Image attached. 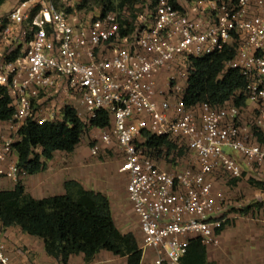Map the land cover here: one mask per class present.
Listing matches in <instances>:
<instances>
[{
    "label": "built area",
    "instance_id": "obj_1",
    "mask_svg": "<svg viewBox=\"0 0 264 264\" xmlns=\"http://www.w3.org/2000/svg\"><path fill=\"white\" fill-rule=\"evenodd\" d=\"M14 1L0 17V86L15 111L0 121V179L27 176L14 149L26 122H60L71 108L90 125L106 112L111 125L102 139L117 142L142 253L150 252L152 264H181L192 239L217 244L228 218L215 179L244 175L229 151L264 173V0L150 1L130 20L131 33H124L115 13L65 14L60 0ZM231 49L235 54L226 69L247 80V107H187L194 59ZM249 107L250 128L241 124ZM144 133L173 141L175 153L194 156L193 165L164 169ZM9 248L0 238V264H12Z\"/></svg>",
    "mask_w": 264,
    "mask_h": 264
},
{
    "label": "trees",
    "instance_id": "obj_2",
    "mask_svg": "<svg viewBox=\"0 0 264 264\" xmlns=\"http://www.w3.org/2000/svg\"><path fill=\"white\" fill-rule=\"evenodd\" d=\"M151 1V5L149 2ZM155 0H82L81 3H67L61 0L59 8L65 14L84 11L93 16L115 13L120 17L124 33L134 30L130 20H136L146 5L153 6ZM3 3L1 2L0 5ZM231 49L222 54L194 59L193 71L188 80L184 102L191 108L197 104L209 103L223 106L234 103L239 108L247 107L245 89L247 80L235 69H226V64L234 57ZM11 98L6 87L0 86V121H8L14 116ZM110 115L101 112L85 124L74 109L65 110L63 121L48 122L39 125L28 121L23 126V140L14 149L18 165L27 174L44 172L48 162L57 151L72 153L80 145L84 134L90 127L106 129L111 125ZM258 135L260 142H263ZM145 145L152 150V157L172 154L176 145L164 137L144 133ZM38 150H41L39 153ZM180 155L184 154L180 151ZM262 187L261 182L251 181ZM66 193L44 199H34L26 193L21 181L13 190L0 191V221L4 228L19 226L24 233L40 237L45 251L60 264H68L72 255L83 254L86 263H91L102 250L117 257H125L127 264H141L142 249L132 233H122L117 228L109 199L102 193L88 191L76 182L65 183ZM252 209L264 213V202L241 210L242 216H248ZM229 224V222H228ZM225 229H218L217 235ZM181 264H215L207 258L206 244L199 238L190 241Z\"/></svg>",
    "mask_w": 264,
    "mask_h": 264
},
{
    "label": "crops",
    "instance_id": "obj_3",
    "mask_svg": "<svg viewBox=\"0 0 264 264\" xmlns=\"http://www.w3.org/2000/svg\"><path fill=\"white\" fill-rule=\"evenodd\" d=\"M162 79L159 83L160 87L163 85ZM58 152L61 151L54 153L53 159L48 162L46 171L34 175L27 174L21 180L26 193L37 200L61 196L66 193L65 183L69 181L80 183L88 191L102 193L110 201L117 228L124 234H134L139 247L142 248L139 220L134 214L132 203L127 194L128 176L119 170L121 166L120 153L119 160L113 156L109 161L98 163L95 159H88V154L83 150L79 151L78 147L74 152L67 153L68 155H58ZM229 153L241 164L244 174L247 172L257 173L251 170L240 154L232 151ZM118 180L122 182L118 183ZM230 181L238 180L230 179ZM17 183L9 179H0V191L13 190ZM125 199L130 204V215L138 222L136 226H128L124 217H120L122 203ZM228 222L229 220L225 223V229L221 234L217 235L218 243L206 244L209 262L215 264H264V215L262 212L259 219L241 217L236 219L231 226H228ZM0 238L4 239L10 247L8 255L12 264H60L58 260L46 253L44 242L40 237L24 233L19 226L4 228L0 221ZM68 264H127V259L102 250L91 263H86L85 256L79 254L72 255ZM141 264H152L150 252L142 253Z\"/></svg>",
    "mask_w": 264,
    "mask_h": 264
},
{
    "label": "rangeland",
    "instance_id": "obj_4",
    "mask_svg": "<svg viewBox=\"0 0 264 264\" xmlns=\"http://www.w3.org/2000/svg\"><path fill=\"white\" fill-rule=\"evenodd\" d=\"M82 0H67V3H81ZM61 3V0H60ZM59 3V4H60ZM6 4L4 7H2ZM0 7V17L5 15L14 5V0H6ZM252 107L246 109L242 114V126H248L250 128ZM0 125V129H1ZM251 130V129H250ZM1 131V130H0ZM4 132V128H2ZM106 131V130H105ZM104 130L90 127L84 134L80 145L78 146L79 151H85L89 157L88 159H95L98 163L109 161L116 156L119 160V148L115 139L112 140L111 144H105L103 142ZM96 148V155L92 153L93 149ZM39 150L38 152H40ZM231 152V151H230ZM58 155H68L66 152H58ZM156 159L158 164L168 171H172L175 168H185L189 165H193L194 156L191 153H184L182 155L178 153L167 154L164 153ZM116 159V160H117ZM116 163V162H115ZM173 168V169H172ZM251 181L261 182L262 187L254 185ZM121 183V180L117 181ZM214 191L216 194L221 193L224 196L223 207L225 211V217L229 220V225L234 224L236 219L241 217H249L253 219H259L261 212H256L252 209L248 216H242L240 211L249 206H254L255 203L264 202V173H252L247 172L238 181H230V179L222 174L217 175L214 183ZM122 214L120 217H124L128 226H136L138 222L130 215V204L128 200H123L122 203ZM124 214V215H123ZM264 215V213L262 212ZM246 219V218H245Z\"/></svg>",
    "mask_w": 264,
    "mask_h": 264
}]
</instances>
